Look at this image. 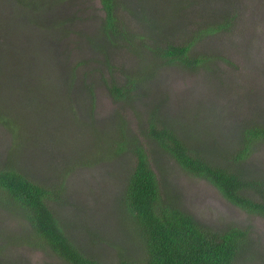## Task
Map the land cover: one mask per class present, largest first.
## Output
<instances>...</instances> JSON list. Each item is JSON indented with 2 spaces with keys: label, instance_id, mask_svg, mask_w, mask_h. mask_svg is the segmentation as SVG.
I'll use <instances>...</instances> for the list:
<instances>
[{
  "label": "rangeland",
  "instance_id": "rangeland-1",
  "mask_svg": "<svg viewBox=\"0 0 264 264\" xmlns=\"http://www.w3.org/2000/svg\"><path fill=\"white\" fill-rule=\"evenodd\" d=\"M117 1L116 14L133 47L128 37L114 45L103 36L100 0H0V113L22 131L13 136L0 121V164L15 161L16 168L45 186L62 181V200L50 206L79 249L102 264L116 262L119 250L136 245L121 212L134 160L109 148L121 118L137 135L159 105V115L190 141L194 129L202 131L200 139L207 137L208 148L219 156L239 139L240 125L264 124V0ZM226 15L227 29L203 34L192 45V55L207 57L194 69L156 60L140 44H181L203 21ZM140 71L148 79L130 101L112 99L105 82L123 84L125 75ZM88 84H94V105L89 89H82ZM150 164L163 191L200 224L247 231L239 261L264 264L263 216L230 203L208 180L166 155ZM239 167L264 176V141H256ZM0 259L68 264L40 245L29 222L5 198H0Z\"/></svg>",
  "mask_w": 264,
  "mask_h": 264
},
{
  "label": "trees",
  "instance_id": "trees-1",
  "mask_svg": "<svg viewBox=\"0 0 264 264\" xmlns=\"http://www.w3.org/2000/svg\"><path fill=\"white\" fill-rule=\"evenodd\" d=\"M100 3L105 13L102 34L110 43L120 45L128 37L125 26L116 14L120 2L100 0ZM25 5L30 4L25 2ZM228 18L226 15L213 23L203 21L197 33L181 44L165 40L161 45L150 48L143 40L139 41L153 53L156 60L166 64L179 63L194 69L196 65L204 63L207 57L192 55V45L203 34L227 29L230 24ZM88 40L97 43L92 38ZM127 43L132 47L135 45L130 36ZM147 79L148 74L140 71L138 75H125L123 84L110 79L105 82V86L112 99L125 103L130 101L136 87L142 86ZM4 80L6 82L5 75ZM72 81L70 79L68 83ZM83 87L89 89L91 105H94V84ZM81 96L88 99L86 95ZM158 108L159 105L153 106L146 124L140 127L141 131L137 135L128 130L121 118L109 146L116 155L129 153L134 160L121 196V212L126 217V224L136 245L133 251L119 250L117 261L112 264H250L238 260L239 254L248 244L247 231L236 225L215 230L200 224L179 206L175 197L163 191L150 161L166 155L185 171L208 180L230 203L247 213L264 217V176L247 174L239 167L241 161L252 152L256 141H264V124L254 122L240 125L239 139L229 148L224 147L226 150L220 154V161V156L208 148L207 137L200 139L202 131L194 129L195 135H189L191 142L188 135L159 115L161 111ZM0 114V121L11 130L9 132L13 136L22 132L13 122L14 119L6 113ZM149 141L154 145H145ZM10 163L0 164V198L8 199L18 209L31 225L40 245L46 246L68 264H102L79 249L65 224L50 206L51 202V205L56 206L62 200L63 182L45 186L16 168L15 161ZM0 264L12 263L0 259Z\"/></svg>",
  "mask_w": 264,
  "mask_h": 264
}]
</instances>
